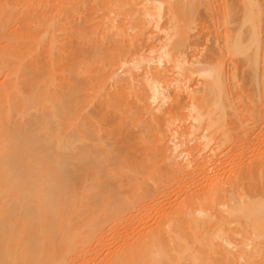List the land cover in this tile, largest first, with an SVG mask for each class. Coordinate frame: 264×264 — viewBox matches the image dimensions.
<instances>
[{"label":"bare ground","instance_id":"bare-ground-1","mask_svg":"<svg viewBox=\"0 0 264 264\" xmlns=\"http://www.w3.org/2000/svg\"><path fill=\"white\" fill-rule=\"evenodd\" d=\"M201 5L218 7L223 24L226 51L213 60L195 52ZM226 57L232 78L238 62L247 67L264 114L260 0H0V264L94 258L88 247L106 230L137 218L142 229L161 182L189 177V155L212 147L196 167L209 170L234 136L229 108L243 101L228 88ZM258 155L246 166L219 159L204 171L203 193L154 213L132 243L124 234L128 247L108 264H264ZM236 166L232 177L226 169Z\"/></svg>","mask_w":264,"mask_h":264},{"label":"rangeland","instance_id":"rangeland-1","mask_svg":"<svg viewBox=\"0 0 264 264\" xmlns=\"http://www.w3.org/2000/svg\"><path fill=\"white\" fill-rule=\"evenodd\" d=\"M260 2H261V4H263L264 3V0H260ZM199 14H198V20H197V25H196V32H198V31H201L200 32V34H199V44L196 46V49H195V52H196V56L198 57V58H206V57H210L211 58V60H213L214 58H213V56H217L216 54L218 53V56H219V52H220V50L221 51H223V52H225L226 51V48H225V46H224V43L222 42V40L220 39V37H219V35H218V33H217V29L219 28V29H222L223 28V24H222V21H220V18H219V16L216 14L217 13V11H218V7H215V9L214 10H207L205 7H203L202 5L200 6V8H199ZM238 10L240 11L239 13L241 14L242 12H243V5L241 4V1H239V4H238ZM210 12H212V13H210ZM239 13H237V14H239ZM239 14V15H240ZM219 48H220V50H219ZM215 52H217V53H215ZM215 53V54H214ZM213 56H212V55ZM220 54L222 55V52H220ZM209 55H211V56H209ZM213 58V59H212ZM216 58V57H215ZM224 62H225V65H226V68L229 70V72L230 71H232L233 70V67H234V65H233V62H231V59H229V58H227L226 57V59L224 60ZM238 65L237 66H239L238 68H237V70H236V74H235V76L236 77H233L232 78V72L235 70H233L232 72H230V74H231V77H229L228 78V88L230 89V91H231V95L233 96V98H235V96H236V94H239V93H242L241 95H243V101L242 102H239V101H237V100H235V103H234V105H233V107H231V108H229V112H231V114L232 113H235L237 110H239L240 112H241V114L242 115H240L241 116V118L239 119V120H232L233 119V117L234 116H231V114H229V116H228V120H229V122H231V124H230V129H231V131L234 133L233 135L234 136H232V138L229 140V143L228 144H226V146L224 145V147H222L223 148V150H221V152L218 154L219 156H215L214 157V159H216V160H214V159H211V161L210 162H208V164L210 165V166H205V165H207V163L206 164H204L203 166L205 167V168H207V167H210L209 168V170H207L208 171V173H212V170H214V171H217L218 170V167L219 166H214L215 164H216V162L219 160V159H224L225 160V158H231V157H234L235 158V160H236V157L237 158H243V159H237L238 160V162H239V165H238V163H237V165L238 166H240V165H245L246 166V164H248V162L249 161H251V162H254L255 160H256V156H257V159H260L261 160V158H259L260 156L258 155V153H261V151L262 152H264V147H263V145H264V114L263 113H261V112H259L261 109H259L261 106H262V102H261V100H254V97H255V86H254V82H253V79L251 80V78L249 77V75L247 74L248 72L246 71V69H247V67L246 66H243L242 65V62H238L237 63ZM120 71H122V69H120ZM169 73V82L171 81V79H173V77L175 76L174 75V73H173V71H169L168 72ZM166 85V84H165ZM169 87V86H168ZM195 87H200V85H199V83H196L195 84ZM173 86L171 85V88L170 89H172L173 90ZM125 105L126 104H123L122 105V107H124L125 108ZM127 106V105H126ZM168 106H170V104H166V106H164L165 108L163 109L164 111L165 110H168L169 108H168ZM170 108H171V106H170ZM163 113V112H162ZM175 125H177L176 126V128H178L179 126V122L178 121H175ZM133 128H132V127ZM130 129L132 128V130H135V131H137V127H134V125H130V127H129ZM175 128V129H176ZM174 128H173V130H175ZM179 129V128H178ZM123 130V131H122ZM121 131H119L120 133H117L116 134V137H118V138H120V134H121V136L123 135V134H125L127 131H128V127H126V129L124 130V128L122 129ZM172 130V131H173ZM135 131H133V132H135ZM175 131H177V130H175ZM175 131H173V132H171L170 134L173 136L174 134H178V133H176ZM125 132V133H124ZM118 134H119V136H118ZM135 134V133H134ZM175 136H177V135H175ZM179 136V135H178ZM179 139H182V138H180V137H178ZM196 138L194 139V140H192L191 142H188V144L189 145H192V146H195L194 144L196 143ZM199 143V142H198ZM257 146V147H256ZM246 147V148H245ZM262 149H261V148ZM212 148V147H211ZM211 148L210 149H207L206 151L204 150L202 153H203V155L202 154H200L198 151V153L195 151V153H194V155L191 157V155H189V159L188 158H186V156L187 155H183L182 157H184V159L186 160V159H188V161H190L191 163H190V166H189V164H188V166L186 165V167L187 168H185L184 170H187V171H185V172H187L186 174H188L189 175V177H187V179H184V180H181V182H174V183H172L171 182V180H169L170 182H167V181H164V182H161L162 183V193H160V195H159V193H157L158 195V198H157V196H156V198H155V201L157 200V202H156V206H154L153 207V209H155V210H153L154 212H152L150 215V217H148V222H147V218H146V222L144 221L145 220V218L143 219L142 218V223L144 222L145 224L146 223H153L154 222V220H153V222L151 221L152 219H156V218H154V217H156L158 214H155L154 215V213H159V211L160 210H162V209H164L165 210V208H170L171 206H173L174 205V207H175V205H176V203H178V202H180V201H182L183 200V198L185 197V198H187L188 196H190V193L189 192H191V195L193 194V195H196V194H200V193H203L204 191H205V180H206V178H204L205 177V172L207 173V171L205 170V169H203L202 171H203V173L204 174H200V172H201V169H200V171H199V168L197 169L196 167H199L200 165L198 164L197 165V162H199V163H201L202 164V162H203V160L205 159L204 157H209L211 154H210V151H211ZM239 148V149H238ZM240 148H241V151H240ZM255 148V149H254ZM137 147L135 146H132V147H129L128 148V152H130V153H135L136 151H137ZM235 150V151H230V150ZM239 151H238V150ZM258 149V150H257ZM259 149H260V151H259ZM229 151V152H228ZM224 152V153H223ZM228 152V153H227ZM254 152V153H253ZM226 153V154H225ZM207 154V155H206ZM208 154H210V155H208ZM221 154V155H220ZM223 154H225L224 155V157L222 156ZM228 154V155H227ZM254 155H255V157H254ZM220 156H222V158L220 157ZM259 156V157H258ZM188 157V156H187ZM216 157H218V158H216ZM220 157V158H219ZM250 157H252V158H250ZM204 158V159H203ZM210 158V157H209ZM180 159H182L183 160V158H181L180 157ZM255 159V160H254ZM214 160V161H213ZM234 160V161H235ZM236 160V161H237ZM253 160V161H252ZM184 161V160H183ZM223 161V160H222ZM242 161V162H241ZM248 161V162H247ZM241 162V163H240ZM251 162H249V163H251ZM237 167V166H236ZM242 167V166H241ZM189 168V169H188ZM200 168H202L201 166H200ZM212 168V169H211ZM228 169H226L227 171H228V173L229 174H231L232 175V177H234V175L235 174H237L238 172H239V169H238V167H237V169L238 170H236V168L235 167H227ZM194 170H198V172L196 171H194ZM231 170V171H230ZM233 170V171H232ZM234 170H235V173H234ZM190 171V172H189ZM193 171V172H192ZM192 172V173H191ZM190 173H191V175H190ZM197 173V174H196ZM194 175V176H193ZM190 176H191V178H190ZM199 176V177H198ZM201 177V178H200ZM195 178H197V179H194ZM116 179H118V178H116ZM183 179V178H182ZM192 180V181H191ZM198 180V181H197ZM202 180H204V181H202ZM183 182V183H182ZM194 182V183H193ZM196 182V183H195ZM202 182H204V184H202ZM193 183V184H192ZM181 184V185H180ZM188 184H190V185H188ZM192 184V185H191ZM201 185V186H200ZM195 186V188H193ZM204 186V187H203ZM188 187V188H187ZM185 188H186V190H185ZM127 188L125 187V190H126ZM187 189H188V192H187ZM189 189H191L190 191H189ZM125 192H127V190L125 191ZM180 192V193H179ZM186 192V193H185ZM128 194H130V192L128 191ZM127 193L125 194V195H128ZM177 194V195H176ZM181 194V195H180ZM185 194H186V196H185ZM189 194V195H188ZM162 195V196H161ZM164 195V196H163ZM180 196V198H179V196ZM161 197V199H160V197ZM183 196V197H182ZM162 197H163V200H162ZM184 198V199H185ZM178 199H180V200H178ZM182 199V200H181ZM159 200V201H158ZM162 200V201H161ZM166 201V202H165ZM175 201V202H174ZM161 203H162V205H161ZM165 205V206H164ZM168 206V207H167ZM146 208H148L147 206H145ZM174 207H172V208H174ZM137 209H139V208H137ZM171 209V208H170ZM169 209V210H170ZM166 211H168L167 209H166ZM136 217H138L137 215H136ZM133 219H135V216H133L132 217ZM132 218H130L131 220H133ZM149 218H151V220L149 219ZM139 218H137V219H135V220H133V221H131V223H130V225H129V227L128 228H124V229H122L121 228V230H120V228H119V231H118V229H116V233L118 234H115V232L112 234V235H114L115 234V236H113L112 237V235H111V233L113 232V231H111V232H108L107 230V232L109 233H107L110 237H109V239H108V235L107 234H104V233H106V231L102 234V235H104V236H101L103 239H105V240H103L102 238L100 239V241H98V244L99 245H97V244H93V243H91L90 244V246L88 247V249L89 250H91L92 252L94 251L95 253H94V255L93 256H95L94 258L91 256L89 259H88V255L86 256V257H84V261H82L81 260V258H80V260H78L77 261V264H97V262H98V264H108V262H109V260H113L112 258L114 257V255H113V253H116V251L117 250H119V249H123V248H126V247H128V244H126V243H124V242H126V239L127 240H129V241H127V242H130V243H132V241H130L131 239H134L135 237H136V234L138 235H140V233L142 234V233H144L146 230L144 229L145 228V224L143 223V225H141L142 223H140V226H142V229H141V227H140V229H139V224H136L135 222H137V223H139L140 221H141V218L138 220ZM135 221V222H134ZM133 223V224H132ZM136 225H135V224ZM131 225H132V228H130L131 227ZM137 226V227H136ZM128 229V230H127ZM115 230V229H114ZM145 230V231H144ZM123 231V232H122ZM131 232V233H130ZM124 234H125V236L127 237H124ZM106 235H107V238H106ZM120 235V236H119ZM134 235V236H133ZM237 236V237H236ZM235 237L238 239V238H240V235H236ZM114 237H116V238H114ZM123 237H124V239H125V241H124V239H123ZM132 237V238H131ZM119 238V239H118ZM114 239V240H113ZM102 240V241H101ZM107 241H108V243H107ZM110 241H112V242H110ZM100 242V243H99ZM110 242V243H109ZM129 243V244H130ZM230 247L231 248H234L233 247V245H230ZM93 249H95V250H93ZM110 249H112V250H110ZM97 251V252H96ZM115 251V252H114ZM93 254V253H92ZM113 256V257H112ZM83 258V257H82ZM93 258V259H92ZM97 258H99V259H97ZM92 259V260H91ZM96 260V261H95ZM100 261V262H99ZM80 262V263H79ZM95 262V263H94ZM103 262V263H102ZM107 262V263H106ZM111 263V262H110Z\"/></svg>","mask_w":264,"mask_h":264}]
</instances>
